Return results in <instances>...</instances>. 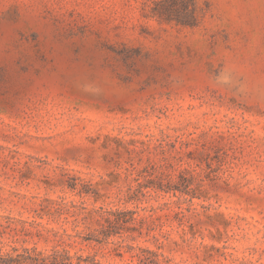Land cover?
<instances>
[{"label":"rangeland","instance_id":"rangeland-1","mask_svg":"<svg viewBox=\"0 0 264 264\" xmlns=\"http://www.w3.org/2000/svg\"><path fill=\"white\" fill-rule=\"evenodd\" d=\"M0 214L43 224L5 249L264 264V0H0Z\"/></svg>","mask_w":264,"mask_h":264},{"label":"trees","instance_id":"trees-1","mask_svg":"<svg viewBox=\"0 0 264 264\" xmlns=\"http://www.w3.org/2000/svg\"><path fill=\"white\" fill-rule=\"evenodd\" d=\"M167 2H175L177 0H166ZM172 10L158 11L162 16H174ZM175 12V11H174ZM177 12V11H176ZM177 21L189 24L190 18L195 17V10L185 6V13H174ZM76 183H72V187H76ZM83 192V190H81ZM86 194L92 192L91 189H85ZM99 197H96L98 199ZM53 201V200H52ZM56 201V200H55ZM53 201V203H55ZM61 204V202H58ZM87 209L85 213L86 216L95 217V212L98 209L84 206ZM106 215H101L98 218L100 222L99 232L101 237H96L99 242L106 243H117L121 244L122 241H111V237L118 235L122 230L129 228L126 227V223L134 220L133 211H125L119 209H104L102 208ZM19 223L21 225H19ZM29 225V226H28ZM42 225L40 222L29 221L24 219H18L14 216H7L0 214V264H97L90 256H83L72 254L69 249H53L48 251L46 249L38 248L37 246L32 247H17L12 246L11 249H5L6 244L10 242H18L22 234H32L34 231L31 226ZM92 236H86L85 239H90ZM141 253L136 254L139 260V264H161L159 256H164L167 262L171 261V258L165 256L163 253H159L150 247H140Z\"/></svg>","mask_w":264,"mask_h":264}]
</instances>
